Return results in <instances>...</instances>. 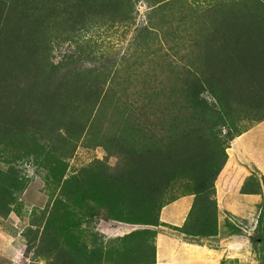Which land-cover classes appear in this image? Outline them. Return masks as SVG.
Wrapping results in <instances>:
<instances>
[{"label":"trees","instance_id":"trees-1","mask_svg":"<svg viewBox=\"0 0 264 264\" xmlns=\"http://www.w3.org/2000/svg\"><path fill=\"white\" fill-rule=\"evenodd\" d=\"M138 3L150 12L139 31L144 43L159 31L168 46L163 56H171L178 42L180 49L189 41L174 62L143 71L141 92L130 101L112 86L106 90L112 77L118 85L112 66L84 61L74 39L93 24L126 25ZM199 4L0 0V163L8 166L0 165V218L20 212L24 182L14 171L19 161L46 170L62 197L33 214L26 228L25 252L36 260L153 264L156 232L164 226L160 212L185 196L194 197L192 206L184 225L173 230L194 240L219 236L214 184L227 162L225 150L247 124L264 121V0ZM185 19L190 32L184 29L186 37H180L175 23ZM65 42H74V51L54 55V44ZM85 136L87 148H103L107 156L69 175L66 160ZM108 157L117 159L114 167ZM241 194L257 193L244 185ZM92 213L141 230L90 244L79 228ZM224 224L228 234H237Z\"/></svg>","mask_w":264,"mask_h":264},{"label":"rangeland","instance_id":"rangeland-1","mask_svg":"<svg viewBox=\"0 0 264 264\" xmlns=\"http://www.w3.org/2000/svg\"><path fill=\"white\" fill-rule=\"evenodd\" d=\"M199 1L194 0L195 7L200 6ZM135 10V19L132 18L130 21L125 22L124 24L126 25L115 24L113 27L110 22L93 24L80 30L79 36L74 39L79 40V46H81L84 54L81 57L84 61L91 59L96 65L102 64L103 66L105 64L112 66L109 72L110 74L115 72L114 76L117 77L118 85L115 84V80L112 77L106 90L112 86L113 89H118L120 94L124 93L125 97H129L130 101H133L136 97L138 98L137 95L141 92L140 75L144 73L143 71H156L167 63L174 62L180 52L183 51V46L187 45L189 41L187 39V44H184L180 49V43L178 42L177 51L175 48L176 41H174L171 45L175 48V52L172 51L171 56H163L168 46L165 45L163 47L162 34H157L159 31H153L152 40L149 42L144 43L139 38V31L144 27L147 22V14L150 13L146 4L138 3L135 5ZM194 19L193 14L192 23H194ZM189 24L191 23L187 19L175 23L178 36L186 37L182 31L186 29V32H190L188 27L191 26ZM75 46L74 42L70 44L67 42L54 44L52 53L58 56L60 52L66 49L74 51ZM123 59L125 61H122ZM85 65L89 66L91 64L86 63ZM124 79H128L129 82H124ZM234 142L233 140L228 145L229 148L225 150L227 155L225 166L227 167L224 166L221 170L226 180L231 179L236 184L234 190H230L231 193L228 194V197H231V195L234 197L233 191H236V197L238 194L242 195L241 189L244 185L249 188V191L257 194H249L252 197L247 198L243 204L246 206L245 216L239 213L238 215L231 214L226 210L228 207L226 208L224 205L229 201L227 200L228 197L222 196L219 188L218 192L216 191L215 182L214 200L218 209L217 222L219 219V223L223 227L225 222H228L234 229L238 227L239 229L236 230L243 234L248 242L252 238L257 240L256 243L249 247L246 254L247 260H244L243 264H264V179L262 178L264 177V172L256 171L250 164L261 160L264 161V122L257 127L256 124H251L250 130L240 142V145L244 146L246 153L240 152L239 146L234 145ZM89 144V136L82 137L76 143L72 156L66 160L69 175L77 174L83 169L93 166L96 160L103 161L107 156L103 148H87ZM107 163L110 167H114L117 159L108 157ZM0 165L5 170L8 168L2 163ZM14 165L16 168L14 171L17 172L18 177L23 179L24 182V187L21 188V193H18L17 196V202L22 206L20 205L18 214L12 212L6 218H0V264H32L36 260L31 252L32 250H30L31 253L25 252L28 242L27 237L24 236L26 228L28 226L31 227L33 214L38 217L53 203L54 198H60L61 196L60 193L54 191V186L50 183L51 180L48 181L46 170L24 160ZM231 184L233 183L231 182ZM236 187H240L239 191ZM234 201L237 202V198H234ZM228 210L234 212L235 209ZM98 216L99 214L95 213L94 215L92 213L84 218L80 224V236L84 240H88L90 244L91 242L99 244L103 240V236L99 234L101 227L98 226L102 218ZM34 229L32 228L31 231H34ZM227 231V228L223 229L220 234L222 235V233ZM188 239L200 241L193 238ZM36 261L39 264H44L41 260Z\"/></svg>","mask_w":264,"mask_h":264},{"label":"crops","instance_id":"crops-1","mask_svg":"<svg viewBox=\"0 0 264 264\" xmlns=\"http://www.w3.org/2000/svg\"><path fill=\"white\" fill-rule=\"evenodd\" d=\"M244 136L236 139L234 142V145L239 146V150L243 152V154L246 153V151L244 150V146L240 145V142L244 139ZM250 164L256 171L264 172V161L261 160L260 162ZM224 177L225 175L221 172L216 181V191L218 192L219 188L221 195H225L227 198L229 196L228 194L231 193L230 190H234L236 184L233 180H226ZM231 182L233 184H231ZM239 189L240 187L238 191ZM233 192L234 197H232V195L228 197L227 200L229 201L224 205L230 210L235 209V213L228 209L226 210L231 214L238 215L239 213L245 216L246 206L243 204L246 202L247 198L252 196L238 194L239 197H236V191ZM234 198H237V202L234 201ZM193 200V196L181 197L161 210L159 221L161 225L164 226H159L156 232V237L154 239L155 263L153 264H243L244 260H247L246 254L251 244L248 242L247 238L239 232L235 235H231L228 234L227 231V233L225 232L226 234H219V236L214 239L193 241L189 240L185 235L173 230L174 228H181L184 225ZM99 222L100 224L98 226L101 227L99 234L103 236L104 242L120 239L131 232L141 230V228L130 227L111 221L106 222L100 220ZM218 224L220 232H223V229H226V227H223V225L221 226L219 219ZM236 229L239 228L237 227Z\"/></svg>","mask_w":264,"mask_h":264},{"label":"clouds","instance_id":"clouds-1","mask_svg":"<svg viewBox=\"0 0 264 264\" xmlns=\"http://www.w3.org/2000/svg\"><path fill=\"white\" fill-rule=\"evenodd\" d=\"M262 122H264V121H262ZM262 122H261V123H262ZM254 124H256V127H257V125H259L260 123H254ZM250 125H251V124H250ZM250 125L247 124V126H246V128H245V132H244L242 135H240L239 137L235 138L234 141H235L236 139L242 137L243 135H245V134L250 130ZM137 228H138V227H137Z\"/></svg>","mask_w":264,"mask_h":264}]
</instances>
